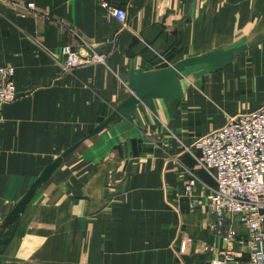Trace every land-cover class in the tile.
<instances>
[{
    "label": "crops",
    "instance_id": "1",
    "mask_svg": "<svg viewBox=\"0 0 264 264\" xmlns=\"http://www.w3.org/2000/svg\"><path fill=\"white\" fill-rule=\"evenodd\" d=\"M0 0V264H213L214 178L186 152L264 105V0ZM27 3L37 11L28 13ZM107 57L66 72L61 48ZM195 181L191 193L186 188Z\"/></svg>",
    "mask_w": 264,
    "mask_h": 264
},
{
    "label": "built area",
    "instance_id": "2",
    "mask_svg": "<svg viewBox=\"0 0 264 264\" xmlns=\"http://www.w3.org/2000/svg\"><path fill=\"white\" fill-rule=\"evenodd\" d=\"M99 6L125 28L128 12L116 0H97ZM25 10L35 13L37 5L27 3ZM66 72L72 73L85 66L105 64L107 57L95 48L76 50L72 46L61 48ZM18 93L15 68L0 65V128L4 107L15 102ZM199 167L215 180L216 188L208 195L211 214L221 227L226 216H236L250 232L249 262L264 264V105L258 110L231 118L220 129L203 135L186 148ZM195 181L187 186L192 192ZM226 248L213 264H228L235 260L233 251L235 233L224 235Z\"/></svg>",
    "mask_w": 264,
    "mask_h": 264
},
{
    "label": "rangeland",
    "instance_id": "3",
    "mask_svg": "<svg viewBox=\"0 0 264 264\" xmlns=\"http://www.w3.org/2000/svg\"><path fill=\"white\" fill-rule=\"evenodd\" d=\"M0 219H1V217H0Z\"/></svg>",
    "mask_w": 264,
    "mask_h": 264
}]
</instances>
